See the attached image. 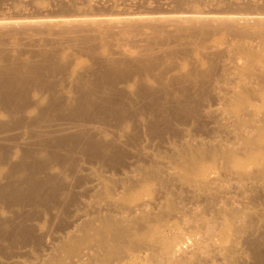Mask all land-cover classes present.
<instances>
[{
    "label": "rangeland",
    "instance_id": "374dc122",
    "mask_svg": "<svg viewBox=\"0 0 264 264\" xmlns=\"http://www.w3.org/2000/svg\"><path fill=\"white\" fill-rule=\"evenodd\" d=\"M136 1V7L141 9L145 0ZM171 1L176 10L182 3ZM184 1L201 10L210 0ZM211 1L231 14H264V1L255 5L242 1L239 6L229 5L227 0ZM91 2L0 0V19L16 18L24 11L41 19L46 15H71L89 9ZM37 31L33 32L37 38L34 40H29L28 34L13 35L16 31L0 32V81L2 74L11 73L7 83L23 86L16 89L12 84L9 88L10 96L16 98L10 110L3 106L0 90V112L15 111L22 123L13 126L10 131L14 133L0 145V161L8 162L13 169L21 168L22 174H15L14 181L0 171V264L42 263L40 260L49 255V246L56 242L53 238L64 242L66 239L61 237L73 227L74 247L89 245L96 250V228L112 216L125 222L130 209L137 205L151 211L152 225L176 223L180 237L188 236L180 226H197L191 221L194 214L210 222L200 232L206 235L219 234L222 224L218 220L231 219L228 213L233 212L241 216L239 223L245 222L253 231L239 240L246 256L236 264H255L259 260L263 264L264 189L256 182L264 179V145L259 157L250 161L256 145L240 149L241 139L255 138L253 131L244 128L250 117L244 116L234 125L239 128L240 139L222 129L223 116L213 106L221 103L232 111L236 102L231 100L243 94L258 106V111H263L261 93L254 95L252 90L264 91V76L250 81L226 68L224 61L239 53L226 47V37L208 43L207 38L216 35L205 32L193 36L195 50L189 46L150 45L154 60L147 64L154 63L152 71L145 72L148 66L132 58L123 68L118 60L113 61H121L124 51L132 56L140 48L133 40L116 43L115 39L100 41L90 33L72 38L57 31ZM226 48L233 53L228 54ZM168 49H173L176 56L168 57ZM247 49L250 54L242 58L257 60L264 72V56L258 57L256 47L248 45ZM238 84L241 86L236 88ZM218 92L224 96L222 100ZM34 106L40 110L29 109ZM8 120L3 119L1 124ZM30 122L32 132L26 127ZM259 125L264 126V122ZM8 146L12 149L8 150ZM39 152L45 153L29 158ZM195 157L206 165L203 173L208 171L207 176L219 178L214 185L219 190L217 195L178 183L177 179L188 178L181 164L192 167ZM232 158L244 163L239 175L233 168H225ZM35 163L39 164L36 170L32 167ZM23 169L30 171L25 182ZM146 174L156 181L150 178L151 185L142 192L135 190L136 182ZM13 181L23 184L16 183L20 193L9 188ZM219 206L225 207L227 215L219 218ZM23 225L24 232L20 230ZM229 226L227 234L233 235L231 231L238 229V222ZM140 227L134 224L137 233L142 231ZM249 239L259 246L260 256H255ZM141 244L144 242L138 246ZM63 245L67 246L64 255H72L71 243ZM213 245V241L207 242V247ZM222 245L227 247L229 243L225 240ZM209 257L213 264L225 262L214 254Z\"/></svg>",
    "mask_w": 264,
    "mask_h": 264
},
{
    "label": "bare ground",
    "instance_id": "6f19581e",
    "mask_svg": "<svg viewBox=\"0 0 264 264\" xmlns=\"http://www.w3.org/2000/svg\"><path fill=\"white\" fill-rule=\"evenodd\" d=\"M210 1L206 2L207 5L205 8L195 10L192 8V3L188 5L186 4L187 1L182 0L180 7L176 10L174 2L171 0H163L155 3L145 0L143 3L144 6L141 9L136 7V0H130L131 3L129 5L117 4L115 0H92L89 9L87 8L88 10H80L71 15L51 16L48 14L50 16L46 15L45 17L42 15L44 18L41 19L42 17L38 18L37 15L33 16L29 12L24 11L16 18H2L0 19V32L10 33L16 31L13 35L21 34L23 36L28 34L29 40L37 39L35 38V33L38 32L37 29L40 30L39 32L43 31L44 34L57 31L58 33L69 35L72 38L90 33L100 41L115 39L116 43H129V40H133L139 43L140 48H136L137 51H134L132 56H130L131 53L125 54L124 51L120 55L121 61L115 58H113V61L118 60L119 66L123 68L126 67L127 62L132 58L139 65L148 66L144 68L145 72L152 71L151 66L154 63L152 65L147 64L154 60L151 57L150 52H153V49L150 45L189 46L195 50L196 45L193 36H198L205 32L206 34H210L209 36L216 35L207 38L208 43L214 38L224 39L226 37V47H231L239 53V56H234L230 61H224L226 68L235 71L238 75L246 77L250 81L260 80L263 78L264 72L259 69V62L257 60L242 58V56L245 53H249L247 46L250 45L251 47H256L255 53L263 59L264 14H231L220 4L214 3L213 1L210 3ZM227 1L229 5L239 6L242 4V1H248L255 5L256 2L264 0ZM45 12L43 11V13ZM35 29L37 32L34 31ZM19 30L25 31L26 33L18 32ZM231 48H226L228 54L233 53ZM251 49L254 51L253 48ZM168 50V57L176 56L177 53L173 49ZM77 65L80 66V64ZM6 68L8 69V66ZM10 75L11 73L2 74L0 81L1 99L4 103L3 106L8 110L11 109L16 100L15 97L10 96L8 91L14 83H7V79L11 78L9 77ZM38 82H42V79ZM240 86L241 84H238L236 88ZM14 87L16 89H23V86L19 83L15 84ZM234 90L235 88L230 89L231 92H234ZM252 93L254 95L261 93L260 97L262 98L264 106V91L252 90ZM217 94L219 95V100L224 98L221 92ZM231 101L233 103L236 102L234 104V110H226L221 106V103H216L213 106V110L223 116L224 124L222 129L229 135L237 138H240L237 135L239 128L234 125L239 124L244 116L250 117V121L245 124L244 128L253 131L255 138L253 140L252 138H240L242 145L240 149L248 150L251 145L255 144L256 149L250 150V161L254 162L261 154L264 145V126L259 125L261 122H264V110L258 111V106L250 103L246 95L243 94ZM236 108H240V110L237 111ZM29 109L32 111L40 110L38 106ZM8 110L0 112V145L3 140H6L5 137L8 134L14 133L10 131L13 126H22V123L17 120L19 113ZM5 118L9 119L8 123H3V119ZM1 121H3L2 124ZM26 127L32 132L33 125H31V122ZM10 147L8 146L7 149H12ZM44 153H32L29 158H39ZM8 160H10V157ZM0 165L1 173L7 174L14 181L15 178L13 176L18 173L21 174V168L13 169L4 160L0 161ZM191 165L192 167L188 163L181 164V167L184 166L183 169L188 178L182 180L177 179L179 181L177 182L183 183L188 187L196 188L197 186L202 188V190L206 189L217 195L219 190L214 185L216 186L219 183V178L207 176L208 171L203 173L206 165L198 157L193 159ZM243 165L244 163L242 161L232 158L229 160V164L225 163V168H227V171L233 168L235 174L239 175V169ZM32 167L36 170L39 168V164H32ZM22 172L26 175L23 178L24 181L27 179L30 171L23 169ZM171 177L173 179L176 178L175 176ZM150 178L154 182L156 181L150 174L142 175V178L136 182L135 190L142 192L146 186L151 185L152 180ZM16 183H20L21 186L23 185L21 182L16 181L9 185V188H11V191L20 193V186L17 187ZM256 186L264 189V179L257 181ZM217 213L220 218V215H227V210L224 206H219ZM228 216L231 219L224 218V220H218V223L222 224L220 225L221 229L219 234L209 232L206 235H200L202 227H209L210 222L203 216L194 214L191 221L194 220L197 226H180L188 231V236L180 237L176 233V223L163 225L160 222L156 226L152 225L150 221L151 211L146 207L137 205L130 209L129 219L125 222L117 220L112 216L96 228L94 236L97 242L96 250L89 245H78L74 247L76 229L73 227L71 231L65 232L62 237L60 236L61 240L66 239L64 242L61 243L59 239L53 238L56 242H52L53 246H49L50 249H48L49 255L45 257L46 259L43 257L44 260H40L42 263L39 262V264H213V261L210 263L209 257L212 254L225 261L223 264H236L240 258L246 256L245 248L240 246L239 240L247 236V233H251L252 235L253 231L250 232L245 222L239 223L241 216H237L233 212H229ZM234 221L238 222V229L231 231L233 235L227 234L228 228L231 227L229 225ZM180 222L182 225L186 224L185 220H180ZM134 224H141V227H143L142 231L137 233ZM172 225L173 230L170 229ZM20 230L24 232L26 230L25 226L23 225ZM46 240H49V237ZM225 240L229 243L227 247L222 245ZM210 241L214 242L212 248L207 247V242ZM139 242H144V244L138 246ZM64 243H71L74 247L71 251L72 255L68 257L64 255L67 247L63 245ZM203 244H206L207 248H203ZM248 244L253 248L255 256H260L259 246L250 239L248 240ZM12 264H15V262ZM33 264L37 263L35 262ZM255 264H262V262L259 260Z\"/></svg>",
    "mask_w": 264,
    "mask_h": 264
}]
</instances>
